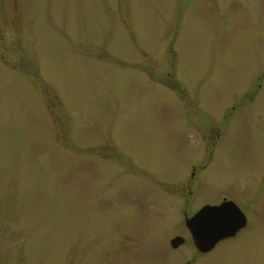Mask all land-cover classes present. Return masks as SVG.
<instances>
[{"label":"rangeland","instance_id":"obj_1","mask_svg":"<svg viewBox=\"0 0 264 264\" xmlns=\"http://www.w3.org/2000/svg\"><path fill=\"white\" fill-rule=\"evenodd\" d=\"M0 264H264V0H0Z\"/></svg>","mask_w":264,"mask_h":264},{"label":"water","instance_id":"obj_2","mask_svg":"<svg viewBox=\"0 0 264 264\" xmlns=\"http://www.w3.org/2000/svg\"><path fill=\"white\" fill-rule=\"evenodd\" d=\"M194 246L200 252L210 250L219 240L233 236L246 224L241 211L232 202L218 206H203L191 218L186 219ZM182 238L172 239V246L181 243Z\"/></svg>","mask_w":264,"mask_h":264},{"label":"bare ground","instance_id":"obj_3","mask_svg":"<svg viewBox=\"0 0 264 264\" xmlns=\"http://www.w3.org/2000/svg\"><path fill=\"white\" fill-rule=\"evenodd\" d=\"M232 202L233 204H235L236 206H237V204L233 201V200H230V199H228V198H226V197H222V198H220V200L217 202V203H215V204H213V205H211V204H208V203H205V204H203L202 205V207L203 206H206V205H209V206H218V205H220V204H222V203H224V202ZM237 208L241 211V209L237 206ZM241 213L244 215V217H245V219H246V224L243 226V227H241L240 229H239V231L240 230H242L243 228H245L246 226H247V223H248V218L246 217V215L244 214V212H242L241 211ZM238 231V232H239ZM238 232L236 233V235L238 234ZM222 239H225V238H222ZM221 239V240H222ZM182 243V242H181ZM180 244V243H179ZM179 244H177V245H179ZM183 244V243H182Z\"/></svg>","mask_w":264,"mask_h":264}]
</instances>
